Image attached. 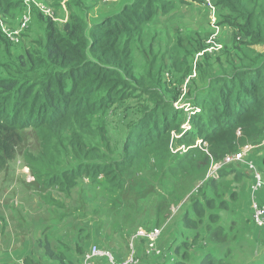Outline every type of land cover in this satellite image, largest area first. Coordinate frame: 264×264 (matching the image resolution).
I'll use <instances>...</instances> for the list:
<instances>
[{"label": "trees", "instance_id": "obj_1", "mask_svg": "<svg viewBox=\"0 0 264 264\" xmlns=\"http://www.w3.org/2000/svg\"><path fill=\"white\" fill-rule=\"evenodd\" d=\"M74 1L76 0H69V4ZM45 2L52 9L51 2ZM52 2L55 7L61 3L60 0ZM213 2L222 26L224 27L225 24L239 28V32L235 30L237 34L234 36L237 42H248L250 37L258 42L262 41L261 25L258 24L259 21L254 23L253 18L257 11L254 9L242 14L239 9L240 5L241 8L246 9L242 6L244 0H213ZM171 3L172 0H130L124 4L118 14L98 21L92 27L85 17L72 14L69 17L72 23L66 25L60 32L55 27V21L48 20L46 21L48 30L41 45L44 46L42 52H34L30 49L26 51V46L31 44V41L24 44L29 29L21 34L20 42L13 43L19 49L16 57L5 55L3 65L16 66L17 72L12 76L0 77V170H4L15 159L22 140V131L29 128L40 133L44 145L43 152L34 158L33 172H36L35 166L44 165L49 170L47 176L52 172L48 181L50 187L60 186L67 190H71L78 181L86 178L92 182L100 181L108 184L113 189L122 183L123 172L128 174L134 167H144L145 164L148 165L150 176L155 174L156 177L160 175L161 179L168 177L176 180L186 174L184 168H197L198 163L207 164L211 160L220 163L226 155L237 152L240 144L264 142V57H261L251 66L234 70L231 75L221 77L216 84L213 97L210 93L213 85L208 80L194 92L189 91L190 99L206 105L201 113L191 115L190 131L187 132L182 128L185 119L180 122L179 112L168 105L161 110L156 109L154 113L148 111L144 118L128 123L127 128L124 129L122 146L115 148L108 127L109 110L113 109L119 98L132 97L129 95L132 92L130 88L137 87V81L131 76L129 48L131 37L142 28L143 24L151 21L158 10L164 11L170 18L175 13V9L169 6ZM34 4L37 5L36 2ZM76 4L80 6V3ZM21 7V15L29 13L31 22L32 18H35V13L40 16L42 23L45 20L44 15H41L35 7L32 9L26 1L0 0V13L4 17L20 10ZM212 37V33H206L204 40L208 41ZM203 41H195L194 55L198 52L201 54L205 45ZM8 42L12 44L0 32V47L5 49V44L10 46ZM10 51L7 47L5 52L9 54ZM204 56L205 53L202 58ZM197 80H193V86ZM206 89L208 90L204 91ZM187 113L185 112L186 115ZM96 124L99 126L98 138L95 135ZM238 129L242 130V138L236 136ZM175 133L180 136L179 139L173 137ZM65 135L68 137L65 138ZM54 139L58 140L59 148L74 154L76 163L73 168H60L61 164L58 166L54 161L55 149L52 147ZM197 140L201 146H208L209 155H204L199 147L193 148ZM237 142L240 143L236 145ZM180 146L184 147L182 149L184 151L174 153L173 149ZM158 148H161V151H158ZM114 151H118L116 157L111 155ZM61 154L62 152L59 155ZM119 156L122 159H119ZM151 160L156 161L157 166L151 164ZM244 167L238 164L225 165L218 172L219 175L221 174L219 181L211 178L204 183L215 185L217 182L223 183L225 177L233 176L237 190L232 193V197L227 199V192L223 186V194L219 200L218 193L208 196V191H204L199 198L193 200V208L189 211H184L183 204L178 205L177 213L170 218L169 231L177 229L176 231H182L185 235L196 233L195 222L191 220L194 214L196 218L210 214L208 217L215 219L219 214L213 212L216 202L223 212L222 205L231 204L235 194L241 195L243 183L251 179ZM173 191L174 188H168L167 193L161 191L162 193L152 195L151 199L156 202L155 205H158L157 217H161L169 210L172 202L168 201L166 204L164 202ZM185 195L182 194L176 200H183L188 194ZM180 210L183 213L178 220ZM232 211L239 213L234 209ZM232 211L229 209L227 216L221 218L223 225L216 229L219 234L221 229L227 226ZM151 220L156 221L157 218ZM233 221L234 219L230 221L231 226L229 225L226 232L230 236L233 235L232 239L238 237L240 233L239 228L233 229ZM241 221L240 219V223ZM245 221L252 222L250 213ZM167 226L165 223L162 226L152 225L144 228L147 231L163 229V234ZM83 231L80 229V232ZM77 233V249L74 247L73 249L74 253H81L85 247L79 245V232ZM133 234L130 233L128 237ZM182 242L186 244L185 239ZM143 244L145 249L140 248ZM146 248L147 240L138 238V241H135L136 257H149ZM47 253L50 256L54 255L50 247L47 248ZM155 257L153 256L154 259ZM57 259L60 264H65V255L57 254ZM228 263L226 257L215 259L212 253L205 254L199 262V264Z\"/></svg>", "mask_w": 264, "mask_h": 264}, {"label": "rangeland", "instance_id": "obj_2", "mask_svg": "<svg viewBox=\"0 0 264 264\" xmlns=\"http://www.w3.org/2000/svg\"><path fill=\"white\" fill-rule=\"evenodd\" d=\"M23 1L30 4L32 9L35 7L41 15H44L45 19L42 23L40 16L38 17L35 13V18L33 17L32 22L30 21L31 25L29 24L30 28L29 26L27 28L29 30L26 32L24 44L29 41L31 44L29 43V48L26 46L25 50L30 49L34 52H42L44 49V46L41 45L44 43V34L48 30L46 21H55V27L60 32L66 25L72 23L69 17L75 14L85 17L92 27L96 22L118 14L125 6L124 4L127 1L130 2V0H76L69 4V0H60L61 3L55 7L52 1L59 0ZM45 1L51 2L52 9ZM183 1L186 2L183 3ZM183 1L172 0L169 6L175 9V13L170 18L164 11L158 10L153 19L147 24H143L142 28L131 37L132 42L129 45L131 76L137 81V87L130 88L132 92L129 95L132 97L119 98L113 109L109 110L108 127L115 148L122 146L124 129L127 128L128 123L144 118L148 111L154 113L156 109L161 110L162 107H168V105L179 112L180 122L185 119L182 128L187 132L190 131L192 128V123L189 122L191 115H198L206 105L190 99L189 91L194 92L208 80L213 85L210 88L211 97H213L214 89L221 77L231 75L234 70L249 67L258 58L264 57V0H244L245 3L242 6L246 9L241 8V5L239 7L242 14L255 9L257 13L253 16L254 23L259 21L258 24L261 25L260 39L262 41L258 42L250 37L245 43L237 42L234 39L237 34L235 30L238 31L239 28H232L225 24L223 27L219 22L217 8H215L213 0ZM77 2L80 3V6L76 4ZM101 2L107 4L104 5ZM41 6L49 8L50 15L42 13ZM21 14L22 7L7 17L0 13L3 26L9 28V31L20 28L23 17ZM0 32L4 34L1 25ZM209 32L213 34V37L206 42L204 37ZM198 40L205 41H203L204 49L201 50V54L198 52L199 54L194 55L193 48L196 45L195 41ZM9 45L5 44V49L0 47V77L12 76L17 72L16 66H3L5 55L15 58L19 51L13 43H9ZM7 47L11 50L9 54L5 52ZM24 52L22 51V53ZM204 53L205 56L202 58ZM194 79H198L195 86L192 84ZM137 89L141 90L137 91ZM161 95L163 96L161 97ZM185 112H188L187 115ZM98 127V124L94 126L97 138L99 137L97 135H100L97 134ZM236 136L242 138L241 129L237 130ZM66 137L68 135H65ZM173 137L180 138L176 133ZM239 143L237 142L236 145ZM194 144L193 148L199 147L204 155H209L208 146H201L198 140ZM239 146L237 152L228 155L238 154L241 150L248 148L250 158L257 164L264 179V142L240 144ZM52 147L55 149L53 154L57 165L61 164L60 168H73L76 163L74 154L67 152L64 148H59L57 139H54ZM182 149L184 147L180 146L177 149L174 148L173 152L184 151ZM43 150L44 145L37 130L29 128L22 131V140L17 148L15 159L4 170H0V215L9 216L10 207L18 203L19 213L12 211L17 214L18 218L24 215V211L25 216L28 214L30 218L37 220L48 221L51 219L52 224L57 218L58 227L61 229L59 235H71L70 247L74 246L77 249L72 232L75 234L79 232V245L85 247L82 253L87 254L93 246H97L101 250L110 251L117 262L130 259L133 254L137 255L136 249L132 250L131 237H128L130 233L133 234L140 228L145 229L144 226H162L166 223L168 226L164 233L160 234L159 240L155 244L156 253L159 255H156L155 259L153 254L147 258L140 257L137 264H199L207 253H212L215 259L226 257L227 263L229 261L228 264H264V231L258 230L252 222L245 221L250 213V204L253 200L264 205V196H262L264 189L254 193L251 190V179L243 183L240 190L241 195L235 194L231 204L222 205L223 212L216 202L213 212L219 214L215 219H210L208 217L210 214H206L203 218H196L194 214L191 220L195 222L196 233L191 234L192 237L189 234L185 235L182 231H176L177 229H170V231L168 229L171 216L178 211L177 206L183 204L184 211H189L193 208V200L199 198L204 191H208V196L215 192L218 193L219 200L223 194V186H225L227 199L232 197V193L237 190V183L233 176L225 177L223 183L204 184L212 178L211 174L215 171L214 168L218 161L211 160L207 164L198 163L197 168L193 169L191 167L184 168L186 174L176 180L168 177L161 179L160 175L156 177L155 174L150 176L148 165L145 164L144 167H134L128 174L123 172L121 174L122 183L113 189L108 184H103L100 181L102 184L92 182L86 178L78 181L71 190H67L60 186L50 187L48 181L52 172L47 176L49 170L44 165L35 166L36 172H33L34 158ZM158 151H161V148H158ZM111 155L116 157L118 151L112 152ZM119 159H122L121 156ZM150 163L157 166L154 160H151ZM190 169L192 170L189 171ZM245 172H247L246 168ZM220 176L221 174H217L213 180L219 181ZM176 177L178 176L176 175ZM239 181L242 182V180ZM168 188H174L167 201L164 202L165 204L168 201L172 202L167 211L169 213L157 217L156 206L158 205H155L156 202L151 199L152 195L159 194L161 191L167 193L166 189ZM24 194L30 196L28 200L33 197L32 204L36 205L37 203L38 205L39 203L41 205L36 217L30 214L29 203L26 200L22 201ZM182 194L188 195H185L186 197L181 201L176 200ZM229 209L231 211L234 209L239 213L232 211V214H229L230 219L227 226L221 229V234H219L216 229L223 225L221 218L227 216ZM182 210L178 212V220L181 219ZM151 218H157V220L153 221ZM233 219L237 220V222L233 221V229L239 228L240 233L238 237L232 239L233 235L230 236L226 232ZM155 223L157 224L155 225ZM80 229L84 230L83 233L80 232ZM217 235L219 236L216 237ZM184 239L186 244L182 242ZM140 248L145 249L144 244ZM58 254H61L60 251ZM156 258L157 262H155Z\"/></svg>", "mask_w": 264, "mask_h": 264}, {"label": "crops", "instance_id": "obj_3", "mask_svg": "<svg viewBox=\"0 0 264 264\" xmlns=\"http://www.w3.org/2000/svg\"><path fill=\"white\" fill-rule=\"evenodd\" d=\"M29 197L24 194L22 201L26 200L29 203V212L33 217H36L39 214L38 211L41 209V205L39 203L38 205L37 203L36 205L32 204L33 197L28 200ZM18 205L16 203L10 207L9 216L0 215V264H60L57 259L58 251L65 255V264H83L86 254L82 252L74 253V246H69L71 245V235H59L61 229L58 227L57 218H55V223L52 224L51 219L48 221L37 220L36 218H30L28 214L25 216V211L24 215L18 218L17 214L12 212L19 213ZM72 235L74 241H77L78 233L72 232ZM48 247L54 252L53 256L47 253ZM95 264L108 263L97 259Z\"/></svg>", "mask_w": 264, "mask_h": 264}, {"label": "built area", "instance_id": "obj_4", "mask_svg": "<svg viewBox=\"0 0 264 264\" xmlns=\"http://www.w3.org/2000/svg\"><path fill=\"white\" fill-rule=\"evenodd\" d=\"M41 10L45 14L50 15L49 8H46L45 6H41ZM30 18L31 17L29 13L24 15L20 23V28L16 29L15 31H9L10 30L9 28H5L0 18V25L2 27L3 33L8 37V39L12 43L14 44L19 43L21 40V34H23L29 26ZM231 164L244 165L247 168V171L252 180L251 190H253L254 193L260 191L261 189H264V179L261 173L259 172L257 164L253 162V160L250 158L248 148L241 150L238 154L227 155L222 162L216 164L214 168L215 171L211 174V177L214 178L223 166L231 165ZM250 218L252 220V223L255 225L257 229L264 231V205H260L259 202L253 200V202H251L250 204ZM162 230L163 229H159V228L153 229L151 231H147L141 228L138 229L131 236L132 250L134 251L135 249V241H138V238H143L147 240V248H146L147 255H151V254H153V256L159 255L158 253H156L157 251L155 248V244L159 240L160 234H162ZM138 258L139 257H136V255L133 254L130 259L124 260L123 262L121 261L117 262L115 261L110 251L101 250L97 246H93L89 251V253L86 254L83 264H95V261L97 259L104 260L108 264H137Z\"/></svg>", "mask_w": 264, "mask_h": 264}]
</instances>
